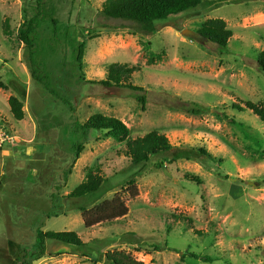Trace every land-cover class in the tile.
<instances>
[{"label": "rangeland", "instance_id": "1", "mask_svg": "<svg viewBox=\"0 0 264 264\" xmlns=\"http://www.w3.org/2000/svg\"><path fill=\"white\" fill-rule=\"evenodd\" d=\"M105 1L46 0L30 48L21 31L42 11L39 0H0V129L15 138H0V264L33 255L37 228L75 232L85 246L48 241L46 256L32 264H108L111 253L142 264H264V123L245 104L264 107V0L200 7L158 23L155 34L106 19ZM209 20L232 31L227 52L183 35L200 34ZM113 64L139 68L132 82L145 90V105L131 90L99 84ZM11 97L24 105L20 122ZM95 114L121 120L132 139L158 132L173 149L134 166L125 143L102 134L85 144L65 183L62 170L73 166L72 146L81 140L73 125ZM97 166L106 179L101 191L66 198ZM117 195L129 214L87 229L80 207ZM186 251L213 262L183 261Z\"/></svg>", "mask_w": 264, "mask_h": 264}, {"label": "trees", "instance_id": "2", "mask_svg": "<svg viewBox=\"0 0 264 264\" xmlns=\"http://www.w3.org/2000/svg\"><path fill=\"white\" fill-rule=\"evenodd\" d=\"M46 0H39V8L42 11L36 17L31 18L26 22L22 29V37L25 45L34 48V39L37 31L41 26V18L44 13L42 5ZM229 0H213L211 2H204L203 0H106L102 6L101 15L109 20L130 22L135 25V30L139 33L155 34L157 32V24L160 22H167L172 19L183 18L200 7L214 11L225 5H230ZM205 4V5H204ZM40 16V17H39ZM54 27L58 26V21L53 20ZM56 31V29H55ZM6 34V33H5ZM200 34L208 41L213 42L218 46L220 52H227L229 40L232 38V31L227 29L226 23L223 20H209ZM149 46L146 49L149 50ZM84 47L79 46L77 61L79 70L83 69ZM150 61L157 58L156 54L149 53ZM259 67L264 72V52H262L258 59ZM139 72L138 67H131L121 64H113L108 69L107 79L99 83L106 87H120L131 90L137 93V100L142 104H146V97L144 89L133 84V76ZM33 79H37L36 74L32 73ZM40 81V80H39ZM41 82V81H40ZM52 95L58 97L61 102L75 111L73 104L67 100L62 99L56 90L50 89ZM263 123H264V107L258 106L252 102L245 103ZM11 113L14 119L18 122L24 120L25 112L23 111V103L16 97H11L9 100ZM185 111L195 115H199L204 111L197 108H188ZM73 134L80 136L81 140L75 142L72 146L73 163L70 168L62 170L65 183H67L69 176L72 173V168L79 160L81 152L92 138H98L100 135L111 137L119 143H125V150L123 155L131 160L134 166L148 163L153 157L163 155L172 151L173 146L169 139L159 134L158 132H151L144 137L132 139L130 137L129 128L119 119L107 117L103 114H95L85 123L76 121L73 125ZM106 179L100 168L97 166L89 170L84 182L80 184L74 191H72L66 198L70 200L86 199L96 196L105 184ZM57 191L61 187L57 186ZM132 196H138V191L135 186L130 188ZM84 225L87 229L93 228L100 224H112L129 214V208L125 204L123 198L117 195L113 200L106 201L93 209H86L80 207ZM35 243L33 244V255H25L19 264H32L33 261H40L47 254V242L52 241L63 245L81 248L85 246L80 236L75 232H44L41 228L35 231ZM187 258L200 260L204 263H212L213 260L209 257H201L196 254L186 251L182 253L181 259L184 261ZM106 259L108 264H142L134 260L130 256L123 253L107 254Z\"/></svg>", "mask_w": 264, "mask_h": 264}, {"label": "water", "instance_id": "3", "mask_svg": "<svg viewBox=\"0 0 264 264\" xmlns=\"http://www.w3.org/2000/svg\"><path fill=\"white\" fill-rule=\"evenodd\" d=\"M183 35L186 37H190L193 40L200 41V40H207L204 36L194 33L192 31L186 30L183 32Z\"/></svg>", "mask_w": 264, "mask_h": 264}, {"label": "built area", "instance_id": "4", "mask_svg": "<svg viewBox=\"0 0 264 264\" xmlns=\"http://www.w3.org/2000/svg\"><path fill=\"white\" fill-rule=\"evenodd\" d=\"M4 139H1L2 142H12L15 138L13 136L9 137L7 133L3 132L1 129H0V138H3Z\"/></svg>", "mask_w": 264, "mask_h": 264}]
</instances>
